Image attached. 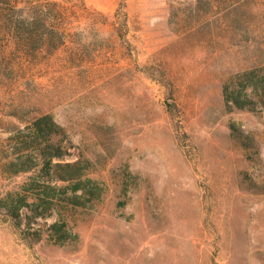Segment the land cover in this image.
Returning a JSON list of instances; mask_svg holds the SVG:
<instances>
[{"label": "rangeland", "instance_id": "rangeland-1", "mask_svg": "<svg viewBox=\"0 0 264 264\" xmlns=\"http://www.w3.org/2000/svg\"><path fill=\"white\" fill-rule=\"evenodd\" d=\"M263 67L264 0H0V200L47 182L44 115L97 194L0 210V264H264V109L224 95Z\"/></svg>", "mask_w": 264, "mask_h": 264}, {"label": "trees", "instance_id": "trees-1", "mask_svg": "<svg viewBox=\"0 0 264 264\" xmlns=\"http://www.w3.org/2000/svg\"><path fill=\"white\" fill-rule=\"evenodd\" d=\"M224 95L226 104L231 109L249 111H254L257 108L264 109V67L245 71L234 78L231 87H225ZM56 127L57 124L50 115H44L34 123L36 138L39 139V143L35 146L36 151L38 157L44 162L40 176L47 182L63 181L73 183L72 189L75 194L70 201L72 205L77 207L81 205L79 201L81 198L92 200L96 198L97 194L94 189L83 186L78 163H52L55 158L63 159L65 156L62 148L52 143V137L57 132ZM17 146L26 147L24 150L30 147L27 141L23 139H20ZM22 153L23 150L20 148V151L16 153L17 157L4 166L6 170H2L3 174L18 175L29 170L27 164L31 159L24 160ZM52 168L54 169L53 174H51ZM47 182L31 180L24 186L25 195L17 198L9 195L7 198L0 200V210L5 211L4 213L14 221L19 219L22 209L32 212L34 218L47 217L46 213L52 209V198L55 197V188ZM85 184L87 185L88 182ZM78 191H81V194H77ZM29 196L34 197L35 202L29 203ZM51 229L52 238L59 244L64 243L69 237V233L65 230V224L63 226L53 224Z\"/></svg>", "mask_w": 264, "mask_h": 264}]
</instances>
